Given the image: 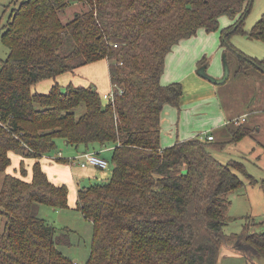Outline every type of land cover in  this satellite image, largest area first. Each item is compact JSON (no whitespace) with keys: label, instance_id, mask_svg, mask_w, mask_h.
<instances>
[{"label":"trees","instance_id":"obj_1","mask_svg":"<svg viewBox=\"0 0 264 264\" xmlns=\"http://www.w3.org/2000/svg\"><path fill=\"white\" fill-rule=\"evenodd\" d=\"M75 2L86 9L63 22ZM251 4L22 0L11 10L1 35L9 52L0 63V264H75L58 248L68 242L64 234L39 214L41 205L68 208L67 185L52 183L40 164L56 153L58 140L88 152L96 144L99 155L108 149L114 165L109 180L77 189L75 209L93 230L84 264H217L224 245L264 258V232L247 226L240 234L224 231L227 195L244 186L238 173L256 180L242 163H221L210 151L251 136L256 127L236 117L216 143L194 136L160 145L161 112L165 105L178 108L182 97L180 82L160 83L166 56L199 28L213 31L221 16L237 17L222 29V46L238 52L240 71L248 62L264 74V58L248 57L228 42L238 32L264 43V12L250 29L242 27ZM99 60L108 62L112 99L93 85L57 83L60 75ZM205 61H198L197 74L225 82L207 75ZM48 79L54 83L47 92L33 90ZM12 152L23 159L21 176L7 172ZM24 159L34 160L28 177Z\"/></svg>","mask_w":264,"mask_h":264},{"label":"rangeland","instance_id":"obj_2","mask_svg":"<svg viewBox=\"0 0 264 264\" xmlns=\"http://www.w3.org/2000/svg\"><path fill=\"white\" fill-rule=\"evenodd\" d=\"M20 1L22 0H17V2H14V0H0V63L5 60L9 52L8 48L2 43L1 35L5 30L11 10L16 8ZM85 9L86 6L82 3H73L61 16L62 21L66 22L67 19L72 18L74 13ZM263 12L264 0H253L249 13L242 21L243 29H250L261 17ZM236 19L237 17L231 19L229 16L223 15L219 18L218 29L209 32L203 31L208 39L207 45L211 53H202L199 58H206L205 63L208 62L206 73L214 78H219L215 76L218 72H221V77L227 69L226 81L220 84V96L223 104L230 110H236L238 114L240 112H248L246 114L245 124L250 127L257 125L260 128L259 131L254 132L251 136H243L235 143H226L222 149L213 146L210 148L212 155L218 161L221 163H228L230 161L240 162L251 178L256 180L252 184L247 178L238 173L244 182V186L227 195L228 206L226 215L229 221L225 225L224 231L228 235L233 233L240 234L245 226L248 227V232H264V74L260 73L259 69L248 65V62H244L247 64H243V69L240 71L238 52L226 48L227 45L222 46V29ZM197 34L198 30L194 36L188 39H192ZM195 39L193 38L192 40L195 41ZM228 42L248 57L259 60L264 58V43L259 40L251 39L236 32L230 34ZM225 57L227 59V68L224 66L223 70ZM236 69L239 70L238 73H236ZM191 120L183 116L182 120H180V126L187 123L191 124ZM185 126L188 128L190 125ZM205 132L208 131L205 130L195 135L204 137ZM220 140H222V137L216 138L215 143ZM58 141L56 153L48 157L52 158L53 161H58V159H61L60 157L67 158L65 161L73 166H70L69 171L72 170L73 175L76 173L79 174V172L81 173L78 175L79 181H76V185L79 188L87 187L97 182L96 180L98 179V181H101L100 179L102 181L110 179L114 166L111 160L110 150H104L100 154L101 157L108 161L107 168L98 169L92 165L86 166L87 168H81L74 162L73 158L82 152L83 149L81 147L74 148L68 146L62 140ZM10 158L11 162L7 171L10 174L21 176L20 163L23 159L18 154H15V156L11 155ZM30 161L24 159L27 177L30 176L32 171ZM49 162L54 164L51 161ZM47 172L50 177H53L55 174L54 171L47 170ZM69 173L71 174V171ZM2 177L3 174L0 173V186ZM75 178H77L76 175ZM74 192L72 188L69 189L68 208L53 209L41 205L39 214L55 227L56 234H64L65 241H68L58 246L60 251L75 264H84L90 254L93 230L91 222L84 218L79 210L75 209L76 199L75 197L74 199H70V196ZM2 227L3 220L0 219V230ZM237 248L240 249V247ZM237 248L224 245L220 250L217 264H264L263 257L252 251H247L246 255Z\"/></svg>","mask_w":264,"mask_h":264},{"label":"crops","instance_id":"obj_3","mask_svg":"<svg viewBox=\"0 0 264 264\" xmlns=\"http://www.w3.org/2000/svg\"><path fill=\"white\" fill-rule=\"evenodd\" d=\"M232 23L233 22L230 24ZM203 31V28H199L198 34L193 37L196 38L195 41L192 40L193 38L182 40L175 45L166 56L165 68L161 75L160 83L162 85H168L170 83L180 82L182 84V97L180 99L181 107L179 106L178 108H175L170 105H165L161 112L160 145L162 148L173 145L177 141L194 137L195 134L197 135L205 130L208 131L205 133L214 136L213 141H215L216 138L225 137L224 133L222 135V132L224 131L223 128L226 127L232 119L236 117H244L246 121V114H248V112H240L238 114L236 110H230L226 108L225 104H223L220 96L221 83L214 84L199 76L196 72L200 55L202 53H211L210 48L207 45L208 39ZM224 74L225 73L220 77L221 72H218L215 76L219 77L217 79H221ZM56 80L60 85H66L68 83L82 86L93 85L100 95L112 91L109 79L108 62L106 60H99L80 67L74 72L64 73ZM53 81L54 80L51 79L41 81L33 86V90L42 93L47 92L54 83ZM183 116H186L189 120L192 119L191 124L187 123L180 126V120H182ZM185 125L190 126L187 128ZM254 127L257 129L256 131L260 130L259 126L255 125ZM62 142L64 144L66 143L64 140H62ZM81 148L84 151L86 147L81 146ZM96 149L98 148L95 144L90 146V149L88 150L98 151ZM80 153H78V155ZM11 155L15 156L13 152L10 153V156ZM33 162L34 160L31 159L30 164H33ZM40 164L52 183L56 185L66 184L68 189L72 188V190L75 191V196L74 193H72L70 199H74V197L76 199L77 189L79 188L78 185H76V181H79L78 175L81 174L80 172L79 174L76 173L73 175L72 170H70V174V166L73 167L70 163L53 161L52 158L47 156H43L40 159ZM47 170L55 172L53 177L49 176ZM75 175L78 179L75 178ZM100 180L102 181V179Z\"/></svg>","mask_w":264,"mask_h":264},{"label":"built area","instance_id":"obj_4","mask_svg":"<svg viewBox=\"0 0 264 264\" xmlns=\"http://www.w3.org/2000/svg\"><path fill=\"white\" fill-rule=\"evenodd\" d=\"M104 99H112L113 98V94L112 92L104 94L103 95ZM245 121L244 117L241 118H236L235 122H243ZM204 138H206L209 141H213L214 140V136L212 134L209 133H205L204 134ZM74 162L77 163L78 165H80L81 167H86L88 165H92L98 169H105L108 167V161L101 157L98 153L96 152H88V151H83L81 152L79 155L75 156L73 158Z\"/></svg>","mask_w":264,"mask_h":264},{"label":"water","instance_id":"obj_5","mask_svg":"<svg viewBox=\"0 0 264 264\" xmlns=\"http://www.w3.org/2000/svg\"><path fill=\"white\" fill-rule=\"evenodd\" d=\"M251 2H252V0H251ZM224 73H225V74H224V76L222 77L221 80H223V79H225V78L227 77V76H226V75L228 74L227 69L224 71Z\"/></svg>","mask_w":264,"mask_h":264}]
</instances>
